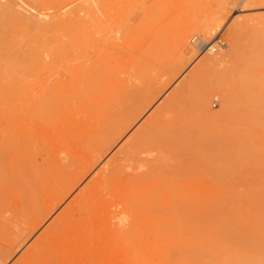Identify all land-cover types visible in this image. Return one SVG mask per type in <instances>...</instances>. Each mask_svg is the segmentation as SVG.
Listing matches in <instances>:
<instances>
[{
    "label": "rangeland",
    "instance_id": "obj_1",
    "mask_svg": "<svg viewBox=\"0 0 264 264\" xmlns=\"http://www.w3.org/2000/svg\"><path fill=\"white\" fill-rule=\"evenodd\" d=\"M5 5L18 16L5 15L0 28V264H228L226 192L264 185V168L231 152L243 134L238 112L227 124L207 116L221 112L223 93H236L239 74L259 67L255 77L264 76V0H111V12L95 0H0V18ZM238 22L245 29L233 51ZM181 34H188L186 48ZM192 39L196 48L217 49L199 54ZM212 58L219 61L206 63ZM12 60L35 63V89L22 98L14 84L23 65L17 70ZM102 61L113 62L129 98L118 109L129 128L63 158L58 149L70 143V121L92 103L78 95L101 88ZM245 63L251 70L243 71ZM201 93L204 114L196 105ZM145 126L146 144L138 147ZM261 128L252 134L258 142ZM168 132L186 138L181 145L194 154L200 145L207 151L162 154L155 143L168 141ZM128 141L133 150L119 155ZM160 153L167 157L154 163ZM223 157L236 161L230 175L219 173Z\"/></svg>",
    "mask_w": 264,
    "mask_h": 264
},
{
    "label": "bare ground",
    "instance_id": "obj_2",
    "mask_svg": "<svg viewBox=\"0 0 264 264\" xmlns=\"http://www.w3.org/2000/svg\"><path fill=\"white\" fill-rule=\"evenodd\" d=\"M95 2L98 3L99 6L102 7L104 10H106L107 12H108V10L110 12L113 10V8L111 10L109 9V7H110L109 3L111 2V0H95ZM10 4H11V2H10ZM5 7H6V9L8 8L7 5H5ZM14 7H15V5H14ZM2 11H3L2 12L3 16L0 18V28L6 27L7 19L4 18L5 15L7 17H9V19L11 18V16L12 17L13 16L15 17V15L18 16V14H16L17 11L15 13L14 8H11V10L7 9L6 11H4V10H2ZM0 13H1V11H0ZM22 15H23V20L25 19L26 23L28 22L27 24H29L31 22L32 25L34 23L35 27L37 26L38 22L35 19H32L30 17H24V14H22ZM21 17L22 16H20V18ZM258 18H260L261 20H264V16H261V17L259 16ZM9 19H8V22H10ZM216 21H217V23L214 24V27H219L218 23L220 22V20H219V22H218V20H216ZM216 21H213V23ZM244 26H245L244 23L237 24V27L235 28V30H233V33L230 34V36H231L230 41H231L232 50L233 49L236 50V47H238L237 46L238 41L236 42V40L238 39L239 32L242 29H245ZM246 26H247V24H246ZM35 27L33 29H35ZM36 29L38 30V27H36ZM213 30H215V29H213ZM213 30H211V31H213ZM207 33H209V32L207 31ZM205 35H207V34H205ZM209 36H211V34H209ZM178 39H179L180 45L183 48H186L189 46L188 34H181L180 37H178ZM190 43L192 44L191 46H193V48H196L195 47L196 46V39H194V40L192 39V41H190ZM208 46H211V45H208ZM211 48L212 47H209L208 51L211 50ZM196 49H197V51H199L198 48H196ZM211 53H215V52H211ZM218 61L219 60L217 58H212L210 60H206V63H208V64L214 63L215 64ZM22 62H24V61H22ZM25 62L31 64L30 63L31 61L29 62L26 60ZM13 63H15V62L13 61L12 65H14ZM18 63L20 64L21 61L19 60ZM18 63L15 65L18 66ZM27 63L25 65H27ZM246 63L243 67V71L246 68L251 70V68H250L251 66L247 67ZM29 64H28V67L27 66L25 67V65L21 63V66L23 65L22 66L23 67L22 68L23 73L18 77L17 82H15V84H14V88L18 89L17 90L18 96H21V98L25 97L26 94H29L32 90L35 89V86H36V79L37 78H36V67L34 65L35 63L33 64V62H32L33 65H31V66ZM243 64L244 63H241V66H243ZM251 64L252 63H250V61H249V65H251ZM15 65H14V67H16ZM101 65L105 69V72L101 76L102 83H103L101 85V88H99L95 92H92V93H94L92 95L88 94V93L78 95V99H81V100L86 98V97L92 96L93 97L92 103L81 109V112H80L81 114L77 115V116H79V118L73 119L72 121H70L67 132L64 135V137L67 140L69 139L68 141L70 143L68 146L62 145V147L61 148L59 147V149H58L59 154H61V156L63 158L67 157L68 155H70L73 152L80 151L81 149L82 150L86 149L85 142L87 140H94L95 141V140H98L100 138H103V139H106L110 142H114L117 139H119L126 132V130L129 128V125H130L129 121L130 120L128 118H125L122 115L123 110H121V113H120V110L118 111L119 105H121V107H122V105H125L123 103L126 102L127 99H129V98H126L127 96L125 97V93L123 92V90L121 91L117 87V76H116V72H115V66H114L113 62H111V61H104V62L102 61ZM29 66H30V68H29ZM241 66H240V68H241ZM252 67L253 68L255 67V63H254V66H252ZM258 68L259 67H257V69ZM16 69H17V67H16ZM231 69H233V68H231ZM17 70H21L20 65L18 66ZM234 70L235 69H233V71ZM256 70H253L251 72L248 71V72H250L251 76L248 75L247 71L246 72L244 71L247 74L245 76H243V75L240 76V74L238 73L239 77L237 76L238 79L236 80V84L238 86L237 87L238 89H237V91L235 90L236 93H233L235 96L232 94H229V91L226 94L223 93V96H225L224 98L221 97V98H223V101H222L223 102V106H222L223 109L221 110V112L219 114H215L213 116L208 115L207 117L209 118V121L211 119V121L213 120L215 122L216 121L219 122L221 120L223 121L224 119L228 120L232 116L237 115L239 113L240 122H243V129H242L243 134H242V138L240 137V140H238V142H235V139H234L235 143L234 144L232 143V145L230 147L231 152L235 153L233 155H235V156L237 155L239 157L238 159H236L237 162L242 164V162L244 160L252 159V160H254L253 166L255 163V168L257 170L263 171L262 168H264V139L262 140V137H261L260 138L261 141L258 142V140L256 138H254V139H256V141L253 139V135H252L261 129L263 130V128H261V127H264L263 126L264 125L263 124L264 123V76L259 75V76L255 77V75H257L255 73ZM239 71H240V69L238 70V72ZM226 74L227 73H225L223 75H224V78L225 79L227 78L226 80H228V78H230V75L226 77ZM224 78L221 79V83L223 85L227 84V81H225ZM231 79H232V77H231ZM233 79H234V77H233ZM229 84L231 86V83H229ZM219 86H220V84H219ZM234 87H236V86H234ZM231 91H233V90H231ZM183 92H186V91H183ZM187 92H188V90H187ZM190 93H192V92H190ZM196 94L197 93L194 94V97ZM151 97H153V95ZM196 99H197L196 100L197 107L200 110H202L201 112L204 114V112H206V110H208V108L206 107L208 100L204 97V95L202 93L200 94V96L198 95V97ZM173 100L177 101L176 96H174ZM34 103L38 104V102H34ZM182 103H183V101H182ZM184 104H185V102H184ZM121 107H120V109H121ZM39 108H41V107H39ZM198 108H195V110H197ZM158 111H160V110H158ZM184 111H185V109L182 111V113ZM39 112H40V110H39ZM235 112H238V113L236 114ZM138 113H140V112H138ZM191 113H192V111H191ZM185 115L186 114L184 112V116ZM159 116H160V113H159ZM187 116H189V115H187ZM208 118H207V120H208ZM184 120H186V119L184 118L183 121ZM177 121L179 122V120H177ZM201 121H202V119H201ZM225 121L226 120H224V122ZM152 122H154V121H151V123ZM186 122H187V120H186ZM154 123H158V122L156 121ZM199 123H200V121H199ZM191 124L194 125L193 123H191ZM202 124H203V122H202ZM208 124H209V122H208ZM220 124H221V122H220ZM226 124H227V121H226ZM234 124H235V122H234ZM146 125H147V122H146ZM149 125L150 124L148 121L147 126H149ZM180 125H181V123H180ZM147 126L143 127V130H142V128L140 129V131H142V138H140L141 144L139 143L138 147L140 145H142V142L144 143L146 141L145 135H147V132H148ZM188 126H189V124H188ZM151 130H152V128L150 126V128H149L150 132L149 133H151ZM185 131H186V129L183 130V132H185ZM171 132L167 133V134H170L169 135L170 138L168 141L166 140L167 138L163 139V137L162 138L159 137L160 140L156 141V143H155V146H157L158 149H160V152L162 154L163 153H166V154L167 153H175L176 154L177 151L181 152L183 150L185 155H186V152H189V154H192L196 157V155L198 156L200 153L203 152L204 148L200 144L199 145L201 147L198 146L200 148L198 150L199 153L195 152L196 154H194V151L193 152L189 151L190 148L185 149L184 147H182L184 145H181L182 141L179 140V137H182V136H178V138H173V135L171 134ZM178 132H181L180 134H183L181 129ZM149 133H148V135H151ZM152 133L155 135V133L153 131H152ZM163 133H165V131ZM185 133H187V132H185ZM156 134L158 137L157 132H156ZM173 134L177 135L176 132H174ZM189 134L190 133H188V135ZM231 134H232V132H231ZM137 135H138V133H137ZM258 135H259V132H258ZM165 136H166V134L164 135V137ZM171 136H172V138H171ZM201 138H202V136H201ZM181 139H183V137ZM183 140H186V138H184ZM188 140L189 139L187 138V141ZM150 142L151 141H149L147 143H150ZM205 142H206V140H205ZM219 142H220V140H219ZM133 143H134V141H133ZM133 143H131V146H130V142H129V145L127 144V146L125 148H122L119 151V155L120 154L123 155L126 152L132 151L133 146H135V143L134 144ZM136 143H138V142L136 141ZM132 144H133V146H132ZM145 144H146V142H145ZM152 145H154V144L152 143ZM152 145H150V146H152ZM197 145H198V143H197ZM207 145H209V144L207 143ZM207 145L204 147H208ZM211 145H213V143H211ZM136 147H137V144H136ZM201 148H202V150H201ZM98 149H104V148L98 146ZM140 149H142V148L140 147ZM180 149H182V150H180ZM152 150H153V147H152ZM215 150H218V149H216V147L215 148L212 147L211 152H213V151L215 152ZM205 151H207V150H205ZM208 152H209V149H208ZM161 153L157 157H154L152 155L154 163H157L161 160H164L167 157L165 154H164V157H161V156H163V155H161ZM177 154H179V153H177ZM228 154H229V152H228ZM168 156H169V154H168ZM224 158L225 157L222 158L223 163H222V166L220 167V171H219V173L222 176H224V174L226 175V172H227L226 170H228L226 168L234 166V164H232V162L236 163V161H232L230 164V162H228L227 159H224ZM178 161L180 162L179 159H178ZM250 161L251 160H249V162ZM252 170H253V168H252ZM229 171H230V168H229ZM255 173H257L256 170H255ZM229 175H230V172H229ZM236 191L237 192L231 191L229 189L227 190L226 196H225L227 204H226V207L224 208V213H223L225 215L224 218H228V220H229L228 228H227L228 251H229L228 264H264V185H260V186H253L252 185V186L246 188L245 191H238V188H237Z\"/></svg>",
    "mask_w": 264,
    "mask_h": 264
},
{
    "label": "built area",
    "instance_id": "obj_3",
    "mask_svg": "<svg viewBox=\"0 0 264 264\" xmlns=\"http://www.w3.org/2000/svg\"><path fill=\"white\" fill-rule=\"evenodd\" d=\"M217 42V46L218 47H220V48H222L223 46H224V43L223 42H221L219 39L216 41ZM209 47H212L211 48V52H215L216 51V49H217V47H215V46H207L206 44H198L197 45V48H198V52H199V54H202V53H204L206 50H208L209 49Z\"/></svg>",
    "mask_w": 264,
    "mask_h": 264
}]
</instances>
